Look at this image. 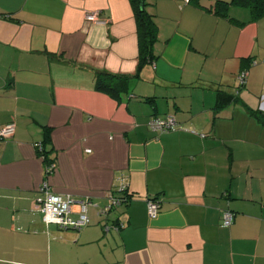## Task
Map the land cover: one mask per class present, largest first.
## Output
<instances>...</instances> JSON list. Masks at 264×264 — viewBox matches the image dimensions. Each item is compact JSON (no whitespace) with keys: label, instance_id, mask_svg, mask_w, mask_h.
Here are the masks:
<instances>
[{"label":"crops","instance_id":"crops-1","mask_svg":"<svg viewBox=\"0 0 264 264\" xmlns=\"http://www.w3.org/2000/svg\"><path fill=\"white\" fill-rule=\"evenodd\" d=\"M217 1L146 0L158 34L138 77L134 0H0V126L16 124L0 140V264H264V17ZM100 71L130 76L128 90L97 89ZM167 114L175 130L150 129ZM44 182L89 198L90 223H45ZM123 185L129 202L100 216Z\"/></svg>","mask_w":264,"mask_h":264},{"label":"built area","instance_id":"built-area-1","mask_svg":"<svg viewBox=\"0 0 264 264\" xmlns=\"http://www.w3.org/2000/svg\"><path fill=\"white\" fill-rule=\"evenodd\" d=\"M185 4L191 2V0H182ZM99 11H90L86 13V19L89 21H93L95 23H105L104 20L101 19ZM247 73L243 71L239 75V80L241 84H244L246 81ZM148 126L151 130L165 133L172 130H175L178 126L177 118L174 114H167L165 117L163 116H153L148 121ZM16 130L15 122H9L0 126V140H7L13 137ZM40 152L43 153V144H37ZM44 159V155L42 154ZM56 164L51 161L46 165V172L52 173L55 169ZM118 192L122 194L115 195L113 192H109V203L100 209L99 214L108 215L110 211L120 205L121 203L127 201L126 199V186H120L118 188ZM39 197L36 203V210L40 211L43 214V220L45 223H54L63 229H77L80 230L82 227L90 223L89 216L87 214V208L92 201L89 198H81L77 199L70 194H60L54 192L48 185V183L44 182L39 188ZM79 202L80 203V211L77 212V216L73 215L72 207L73 205ZM98 205V204H97ZM148 213L151 217H154L158 214L160 203L157 200H149L148 204ZM234 221V213L232 210L227 209L223 212V220L222 223L225 226H229ZM125 226V222H112L104 224V231L110 232L112 230L118 231Z\"/></svg>","mask_w":264,"mask_h":264},{"label":"trees","instance_id":"trees-1","mask_svg":"<svg viewBox=\"0 0 264 264\" xmlns=\"http://www.w3.org/2000/svg\"><path fill=\"white\" fill-rule=\"evenodd\" d=\"M134 3H136V18H137V23H138V35H139V43H140V63L138 67V73L136 74V76L139 77L143 68L154 62L155 55H154V50H153V44H154L155 39L157 38L158 27L156 25L153 15L147 9L146 0H134ZM230 5L249 8L253 13L254 19H260L264 17V0H231L230 2H227L224 0H218L215 6V12L219 15L224 16L227 14V10ZM130 80H131V77L128 75H119V74L110 73L107 71H100L97 74L96 86H97V89L117 97L118 95H121L122 92L128 90ZM233 100L234 98H232L231 96L226 97L224 94L220 93L219 99H218V106L227 104L229 102H232ZM42 144H43V153L41 152L40 154L44 155V162H45V165H47L52 160L49 157V150L46 148V142L43 141ZM123 186H126V185H123ZM118 188L116 191H113V193L115 195L122 196V194L118 192ZM126 189H127V192L125 194L126 195L125 197L127 201L121 203L120 205L116 207H119L129 202L131 198V194L128 193L129 191H128L127 186H126ZM149 200L159 201V199L156 197L150 198L148 199V201ZM148 201H147V204H148ZM100 216H104V215L100 214ZM117 221L120 222L122 220H117ZM117 221H114V222H117ZM122 222H125V221H122ZM106 223L111 224L112 222H106ZM125 226H126V223H125ZM69 229H72V228H69ZM105 233H108V232H105Z\"/></svg>","mask_w":264,"mask_h":264}]
</instances>
